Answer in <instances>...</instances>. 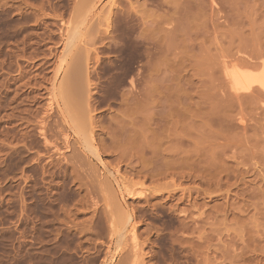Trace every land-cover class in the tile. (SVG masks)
I'll list each match as a JSON object with an SVG mask.
<instances>
[{"label": "rangeland", "instance_id": "rangeland-1", "mask_svg": "<svg viewBox=\"0 0 264 264\" xmlns=\"http://www.w3.org/2000/svg\"><path fill=\"white\" fill-rule=\"evenodd\" d=\"M0 264H264V0H0Z\"/></svg>", "mask_w": 264, "mask_h": 264}, {"label": "bare ground", "instance_id": "bare-ground-1", "mask_svg": "<svg viewBox=\"0 0 264 264\" xmlns=\"http://www.w3.org/2000/svg\"><path fill=\"white\" fill-rule=\"evenodd\" d=\"M64 60H66V58H65ZM74 61H75V59H74ZM62 65H64V62H63ZM73 67H75V66H73ZM166 67H167V66H166ZM160 69H161V68H160ZM224 69H225V68H224ZM68 70H69V69H68ZM71 70H72V69H71ZM71 70H70V71H71ZM67 72H68V71H67ZM70 74H72V73L69 72L68 75H67V73H65L66 76H65V80H64V82H63V91L65 92L64 94H66V95H67V94L70 95V90H71V84H70V81H71L72 78L70 79V76H69ZM56 75H57V74H56ZM255 76H256V75H255ZM55 77H56V76H55ZM238 78H240V77L237 76V77L235 78V80H238ZM54 80H55V78H54ZM250 80L252 81V79H247V81L249 82V84H247V85H250L251 83H253V81L251 82ZM237 82H238V81H237ZM245 82H246V81H245ZM73 84H74V83H73ZM230 84H231V83H230ZM247 85H246V86H247ZM232 87H233V86H232ZM232 87H231V88H232ZM250 88H251V87H250ZM250 88H248V89H250ZM74 89H75V88H74ZM238 89H239V88H238ZM73 91H74V90H73ZM244 92H245V91H244ZM247 92H248V91H247ZM62 94H63V92H62ZM71 94H72V93H71ZM74 94H75V93H74ZM53 95H54V94H53ZM66 95H65V96H66ZM69 95H67V96H69ZM62 96H63V95H62ZM71 97H73V95H72ZM71 97L69 96V98L67 97V99H69V101H71V99H72ZM70 98H71V99H70ZM73 99H74V98H73ZM63 101H64V100H63ZM65 102H66V101H65ZM70 103H72V101L69 102V104H70ZM66 105H68V104H66ZM66 105H65V106H66ZM69 106H70V105H69ZM69 106H68V108H69ZM65 108H66V107H65ZM68 111H69V110H68ZM67 113H68V112H66V114H67ZM67 115H68V114H67ZM134 142H135V141H134ZM118 144H119V143H118ZM147 145H148V144H147Z\"/></svg>", "mask_w": 264, "mask_h": 264}]
</instances>
